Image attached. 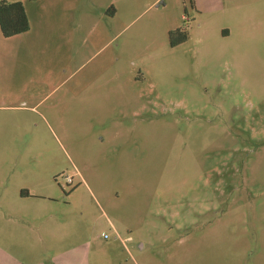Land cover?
I'll return each mask as SVG.
<instances>
[{"label":"rangeland","instance_id":"1","mask_svg":"<svg viewBox=\"0 0 264 264\" xmlns=\"http://www.w3.org/2000/svg\"><path fill=\"white\" fill-rule=\"evenodd\" d=\"M8 1L30 22L0 30L8 257L264 264V0Z\"/></svg>","mask_w":264,"mask_h":264},{"label":"trees","instance_id":"2","mask_svg":"<svg viewBox=\"0 0 264 264\" xmlns=\"http://www.w3.org/2000/svg\"><path fill=\"white\" fill-rule=\"evenodd\" d=\"M194 4V0H192ZM30 22L25 6L21 1L10 2L0 1V30L5 38H10L29 31ZM180 34V38L176 36ZM170 39L173 46L178 45L188 39L187 31L177 29L170 32ZM24 195V192H22Z\"/></svg>","mask_w":264,"mask_h":264},{"label":"crops","instance_id":"3","mask_svg":"<svg viewBox=\"0 0 264 264\" xmlns=\"http://www.w3.org/2000/svg\"><path fill=\"white\" fill-rule=\"evenodd\" d=\"M28 190H29V192L22 191V192H24V195L21 193L23 197L29 198V199H33V198L43 199L44 201H49L50 203H59V201H60L57 197H54V196H39V195H35V193H33L30 189H28ZM40 212H37V213H39L41 215H47V216H49L50 220L53 221L55 213H52L51 210H49V209H40ZM72 249L68 252V254H69V258L68 259H63V257L65 255H63V256L60 255V257H55L54 263H52V264H71L76 259H77L76 262H78L79 261L78 252H77V250H75L76 254L75 253L73 254L74 251ZM75 255H77V257ZM8 256L9 255L5 253L3 248L0 247V264H27L24 261H19L16 258H9ZM10 257H12V256H10ZM41 262L32 263V264H46V263H41ZM82 264H86V260H82Z\"/></svg>","mask_w":264,"mask_h":264}]
</instances>
